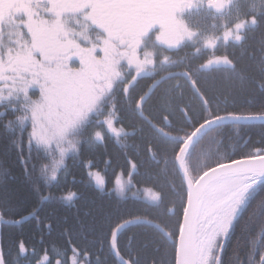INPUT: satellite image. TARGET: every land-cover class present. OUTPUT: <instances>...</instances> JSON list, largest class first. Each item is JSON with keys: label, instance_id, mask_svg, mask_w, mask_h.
I'll return each mask as SVG.
<instances>
[{"label": "snow or ice", "instance_id": "1", "mask_svg": "<svg viewBox=\"0 0 264 264\" xmlns=\"http://www.w3.org/2000/svg\"><path fill=\"white\" fill-rule=\"evenodd\" d=\"M231 2L217 7L215 0H0V115L6 110L13 113L5 128L17 133L11 143L21 149L23 183L37 196V204L26 215L7 219L4 206L12 198L0 199V225L22 226L29 219L42 224L37 209L46 202L74 205L80 198L77 192L51 191L60 187L59 173L67 175L66 157L78 156L84 145L103 143L108 135L126 150L138 128L123 125L116 115L123 111L139 118L140 131L150 130L145 150L155 164L162 162L164 179L150 176L145 186L134 182L140 165L127 151L129 178L122 181V173L117 174L112 189H107L99 171L92 170L91 161L83 164L88 186L94 184L101 195L107 191L115 201L84 213L90 217L87 231L95 237L92 243H99L100 251L114 258L113 264H147L142 253L151 245L164 254L160 264H223L225 246L244 209L256 198L240 224L241 232L249 233L253 216L264 206V143L239 152V158L235 152L227 155L216 149L196 167L193 153L206 135L226 122L264 123V107L237 106L228 103L227 96L221 106L215 89L197 77L223 69L225 75L236 74L233 82L243 83L237 60L226 49L230 43L244 44V33L264 16V0L244 15L237 11L234 22L222 23L217 33L193 29L183 16L205 4L219 12ZM156 26L155 41L161 47L141 51L142 37ZM185 42L193 45L192 63L187 54L178 55ZM221 48L225 51L218 54ZM247 55L260 77L251 74L249 81L264 90V47ZM181 76L183 80L176 78ZM142 80L145 83L138 88ZM185 88L198 98V108L182 103ZM153 96L156 114L146 108ZM177 112L186 124L173 119ZM25 133L27 157L22 154ZM33 146L37 156L51 164L31 163ZM135 147L139 156L140 145ZM16 179L9 168L0 167V187L5 191ZM129 200L132 207L120 206ZM46 219L45 227L51 231L54 218ZM262 234L264 217L255 225V234L248 235L244 255L233 245L229 260L264 264ZM62 235L69 237L67 246L53 245V259L48 248L41 254L24 240L8 244L6 253L0 231V264H102L99 256L92 260L87 246L74 243L73 231L66 228Z\"/></svg>", "mask_w": 264, "mask_h": 264}, {"label": "trees", "instance_id": "2", "mask_svg": "<svg viewBox=\"0 0 264 264\" xmlns=\"http://www.w3.org/2000/svg\"><path fill=\"white\" fill-rule=\"evenodd\" d=\"M244 15V14H243ZM205 21H209L206 17ZM258 25L255 28H249L244 33L245 41L244 44L237 46L229 44L226 51L227 54L237 60V68L241 75L244 77L243 83L239 80H235L236 74L225 75L223 69H213V73H200L197 77L202 84L209 87H213L218 96V102L223 106L225 97L227 96V102L235 104L237 106L247 107L251 109H258L264 107V90L260 89L258 85L249 81V76L255 74L259 79V73L254 71V65L252 63L253 58L247 55L248 52L258 50L260 47H264V16H259ZM221 29V28H220ZM159 31L158 26L154 27L144 37H142L141 51L144 48L159 49L161 46L155 41V34ZM193 45L189 42H185L181 48V52L178 55L189 56V62L195 61L196 57H191ZM225 49L221 48L218 50V54H221ZM204 54L203 52L201 53ZM177 55V53H172ZM219 72V73H217ZM177 79L183 80V77H176ZM145 81H141L139 87H142ZM207 90V89H206ZM135 91V90H133ZM184 97L182 103L190 104L193 108H198V98L192 96V94L185 88ZM34 96L38 95V90L32 93ZM121 99L117 89V108L121 107ZM231 104L227 106H231ZM146 108L156 114L158 112V104L156 97L148 102ZM117 117L122 121L124 126L136 125L138 130L135 136H130L127 143L130 145L126 150L117 143V138L114 135H108L103 143L95 144L91 147L84 145L81 147L79 155L72 158L71 155L66 157L65 164L67 165V175L60 172V187L59 189L53 187L51 191L56 195L66 194L67 191H75L79 194L77 199L72 206L66 204H49L44 203L37 209V215L43 220L42 224H37L34 219H29L22 226H5L0 225V231L3 232L6 240L5 252L7 253L8 244L12 242L18 243L20 240H24L28 245L35 246L37 251L41 254L44 248H48L49 254L55 259L51 253V247L55 245L59 249L66 247V241L68 240L67 235H62L64 229L73 231L74 243L81 247L87 246L93 253L92 260L95 261L97 256L103 262L107 259V264H113L114 258L109 256L107 251H100L99 243H92L95 237L87 231V224L90 217H86L84 213L89 209L97 208L101 205L107 207L111 202L115 204L112 197L108 195L106 191L103 195L95 188L94 184L88 186L87 169L83 167V164L91 161L93 165V171H99L102 177L107 182V189L114 188L115 179L117 174L122 173L124 179H128V172L131 170L127 164L124 153L127 151V155L135 159L140 165L139 169L134 175V182L141 186H145L149 183V177H159L161 180L164 179V173L161 172L163 164H155L149 157V154L145 150V144L147 137L150 135V130L144 127L143 131L139 130L142 122L138 117L125 113L123 111H117ZM195 116L196 113L194 112ZM13 117V113L10 110H6L4 115H0V167H7L11 170L13 175L17 177L16 180L11 181L9 185L5 186L9 188V191H5V188L0 187V199H4L6 196H10L12 199L8 202V205L4 206L3 214L6 219L9 216H18L27 214L31 207L37 204L36 194L23 183V165L20 163L19 155L21 149L11 143V141L17 135L16 131H8L5 128V123L8 119ZM173 119L179 123H185L182 119L180 120V114L177 112ZM120 123L116 124L119 128ZM130 131L131 128H128ZM123 139V137H121ZM217 141L220 143L217 144ZM246 141V142H245ZM264 143V123L254 122L248 124L238 123H224L220 128L213 133L206 135L200 143L197 145L196 150L193 153V166L196 167L198 162L207 160L210 155H215L217 149L221 153L227 155L237 153L235 158H239V152L247 151L257 143ZM139 144L140 155H136V145ZM32 161L37 165L43 163L51 164L50 160H45L43 156H37V149L33 146ZM157 152H160V146H157ZM22 154L27 157V133L23 137ZM159 158V157H158ZM110 161V163H105ZM171 178L170 176L168 177ZM43 188V185H41ZM47 194V190L45 191ZM255 199L247 205L244 209L242 216L238 219L233 227L232 234L229 237L228 243L225 246L223 264H234V261L229 260L233 245H237L238 252L241 256L244 255L248 247V235L255 234V225L260 222L261 217H264V206L257 209L253 216V225L249 229V233L241 232L240 224L247 213L252 210L255 204ZM10 205V206H9ZM121 207H132V202L129 200L127 203L122 202ZM79 217L80 223L77 222ZM46 218L52 219V228L49 231L45 225L49 222ZM58 222V223H57ZM81 223L84 228L81 229ZM43 238L44 243L40 244L39 241ZM125 243L127 239L125 238ZM261 243H264V234L261 235ZM260 245L258 244L257 247ZM154 245L149 246L143 253V258L147 261V264H160L161 259L164 258L163 252H155Z\"/></svg>", "mask_w": 264, "mask_h": 264}, {"label": "rangeland", "instance_id": "3", "mask_svg": "<svg viewBox=\"0 0 264 264\" xmlns=\"http://www.w3.org/2000/svg\"><path fill=\"white\" fill-rule=\"evenodd\" d=\"M259 2H261V0H232L230 6L224 7L223 10L219 12L220 14L215 13L211 16L209 19L211 24L205 21V19H207L206 15H208H204V13H207L208 9L206 4L199 9H193L191 13H185L183 18H187L192 28L200 29L202 33H217L220 31L222 23H228L230 25L234 22L237 11L243 15L248 12L251 6ZM121 180L126 181L127 179L121 176Z\"/></svg>", "mask_w": 264, "mask_h": 264}, {"label": "flooded vegetation", "instance_id": "4", "mask_svg": "<svg viewBox=\"0 0 264 264\" xmlns=\"http://www.w3.org/2000/svg\"><path fill=\"white\" fill-rule=\"evenodd\" d=\"M223 10V9H222ZM221 10V11H222ZM220 12V11H219ZM219 12H217V11H215L214 9H207V13H204V15H206V14H208V15H206V17H208L209 19L211 18V16L213 15V14H215V13H219ZM220 14V13H219ZM222 14V13H221ZM143 44H145L144 43V41H143Z\"/></svg>", "mask_w": 264, "mask_h": 264}, {"label": "clouds", "instance_id": "5", "mask_svg": "<svg viewBox=\"0 0 264 264\" xmlns=\"http://www.w3.org/2000/svg\"><path fill=\"white\" fill-rule=\"evenodd\" d=\"M215 3L217 7H222L227 3V0H215Z\"/></svg>", "mask_w": 264, "mask_h": 264}, {"label": "water", "instance_id": "6", "mask_svg": "<svg viewBox=\"0 0 264 264\" xmlns=\"http://www.w3.org/2000/svg\"><path fill=\"white\" fill-rule=\"evenodd\" d=\"M226 123L248 124V123H254V122H226Z\"/></svg>", "mask_w": 264, "mask_h": 264}]
</instances>
